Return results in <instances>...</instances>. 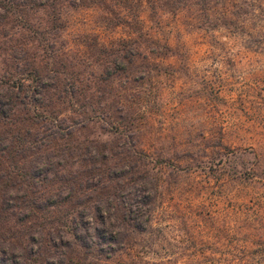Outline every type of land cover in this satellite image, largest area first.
<instances>
[{"label":"trees","instance_id":"1","mask_svg":"<svg viewBox=\"0 0 264 264\" xmlns=\"http://www.w3.org/2000/svg\"><path fill=\"white\" fill-rule=\"evenodd\" d=\"M105 1L0 0V264L143 259L130 246L156 195L137 138L170 49L137 19L110 27L127 24L124 38L69 46L64 5Z\"/></svg>","mask_w":264,"mask_h":264},{"label":"rangeland","instance_id":"2","mask_svg":"<svg viewBox=\"0 0 264 264\" xmlns=\"http://www.w3.org/2000/svg\"><path fill=\"white\" fill-rule=\"evenodd\" d=\"M123 3L65 4L62 39L107 44L137 19L170 49L137 138L156 199L136 264H264V0Z\"/></svg>","mask_w":264,"mask_h":264}]
</instances>
